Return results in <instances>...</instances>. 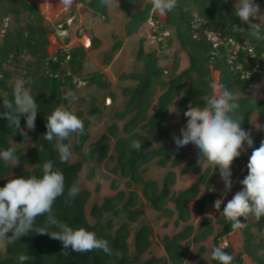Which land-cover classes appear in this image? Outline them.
I'll return each mask as SVG.
<instances>
[{
	"label": "trees",
	"instance_id": "trees-1",
	"mask_svg": "<svg viewBox=\"0 0 264 264\" xmlns=\"http://www.w3.org/2000/svg\"><path fill=\"white\" fill-rule=\"evenodd\" d=\"M84 1L91 12L105 18L107 10L106 7L101 6L100 0ZM138 1L121 0V10L127 17L126 37L134 36L150 19L157 18V15L151 13L152 3L135 11L134 7ZM229 2V0L227 2L178 0L177 7L162 17L164 26L174 29L177 40L178 49L175 50L172 64L165 68L160 66L163 58L158 56L156 49H147L145 38L140 39L135 54L139 68L118 77L122 82L134 83L121 88V93L127 100L123 109L116 111L113 116L116 121H123L122 127L112 123L98 139L91 141L92 122L83 118L82 111L75 112L84 121L85 127L84 135L77 137L73 134L71 137L75 138V144L71 147L72 155L75 152L78 159L61 163L56 142H48L43 138L46 132L45 117L57 106L67 107L69 101L62 99L63 91L65 88L77 89L72 81L73 77H78L93 90L89 93L92 95L89 98L92 103L89 109L90 120L101 121L102 111L97 106L98 99L95 92L99 91L105 95L110 83L104 71H94L86 75L82 73L86 58V51L82 46L71 48V59L66 68L70 76H67L64 70L59 77H56L60 64H51L53 75L47 76L46 63L49 56L46 52V36L49 29L42 11L29 0H0V21L4 18L11 20L10 29L0 41V112L5 111L3 101L13 99L12 79L18 69L23 71L22 77L28 82L26 87L30 88L39 105L34 130L27 129L23 116L20 119L21 128L27 132L28 140H25L19 130H15L6 118L0 116V150L15 147L16 155L20 160L19 166L13 168L5 166L0 160V187H3L8 180L20 176L41 177L43 163L53 160L54 167L62 171L65 177V193L57 198L53 206L56 218L74 229L83 227L95 232L98 238L107 240L112 249V255L102 250L87 253H75L70 250L65 252L62 243L49 235L29 233L14 243L6 244L4 252L0 248V264H20L18 260L20 254L31 257L25 264H188V262L219 264L212 259V248L221 246V242L228 235L237 231H231L230 222L224 217L217 219L216 214L214 219L206 214V211L214 205V201L221 199L220 193L209 190L214 188L217 180L221 179L219 170L212 172L202 163H196L198 159L196 154L187 159L185 146L177 148L174 156L169 147L151 149L147 134L156 132L162 142L174 141L173 135L180 136V129L175 134L165 128V125L172 120L171 107L177 101L179 121L182 125H186L187 118L183 113L187 111L190 103L194 106H204L202 98L211 93L209 82L214 80L215 71L219 72V82L228 87L240 105L231 115L235 119L242 120L241 127L244 130L250 132V121L254 115L264 119V99L256 97L254 103L252 96L241 95L244 90L252 86L253 82L241 80L239 75L230 71L221 58L211 62L209 45L203 40L192 39L189 22L193 14L189 8H195L197 15L213 30L221 29L238 41L248 40L256 51L260 52L263 46L262 40L250 36L246 31L248 25L234 15V9ZM231 23L239 25L245 31H231ZM99 43V39L93 38L92 49L97 48ZM172 44L173 39L170 38L169 48ZM121 48L122 40L116 41L114 46L104 53V64L109 65ZM180 52L188 56V65L183 69H180ZM58 57L60 62L65 60V54H60ZM25 58L29 60H24ZM115 98V93H108L109 102H113ZM71 138L64 143L70 144ZM251 138L253 145L248 147L249 157L264 140V126ZM132 139L143 141L141 151L138 152L131 147ZM29 144L30 146H27ZM157 158L156 165L161 168H166L169 163L173 169H176L183 163L180 174L186 176L191 173L197 176V180L182 190L174 189L177 173L173 170L165 175L161 185L154 180H145L143 174L146 169L142 167ZM244 159L241 154L231 166L233 183L238 171L247 165ZM87 167H90L87 178L100 176L108 180L110 188L116 194L106 197L101 203H90L92 192L81 189L78 196L66 204L68 189L73 183H77L79 174ZM245 172L248 174L247 167ZM222 187L225 188L223 181ZM98 190L99 187L95 191ZM144 205L166 218L168 222H173L177 229L172 234H164L161 238L163 255L151 254L154 236L151 225L142 224L132 232L131 225L140 221ZM194 213L199 217L196 226L190 224ZM44 220L45 217H39L35 226H43ZM215 223L221 228L215 229ZM244 223L245 227L240 229L243 236L242 250L234 256V249L229 244L225 251L233 256L232 264H243L244 257H248L253 264H264V255H258V252L264 249V217L260 220L249 217ZM168 225L166 223L165 227L167 228ZM210 237H213V245L208 251L204 243ZM192 246L197 248L193 259H191ZM146 256L149 257L145 258Z\"/></svg>",
	"mask_w": 264,
	"mask_h": 264
},
{
	"label": "clouds",
	"instance_id": "clouds-1",
	"mask_svg": "<svg viewBox=\"0 0 264 264\" xmlns=\"http://www.w3.org/2000/svg\"><path fill=\"white\" fill-rule=\"evenodd\" d=\"M118 2V0H117ZM227 2V0H225ZM65 7H70L74 0H60ZM113 0H100L101 6L108 7ZM178 4V0H152V12L165 15L172 12ZM234 15L244 24L248 25L246 31L256 40H264V31L261 29L260 20L264 18L260 5L255 0H238L234 5ZM258 21V22H253ZM231 31L241 32L245 29L234 23L230 24ZM25 79H16L13 87V99L4 100V117L19 130L20 134L28 140L27 132L21 128L20 119L26 120L28 130L35 129V121L39 112V105L31 94L30 88L26 87ZM260 85H253L259 89ZM211 93L202 98L204 106H188L183 114L187 118L186 126L180 129V136L173 135L177 148L193 144L198 149V164L203 162L212 172L219 170V175L224 183V195L231 191L233 186L231 166L235 159L239 158L246 142L252 147L251 133L241 127L242 120L233 118L240 105L236 102L234 94L228 87L218 81H210ZM256 103V94L251 97ZM62 99L69 104L77 101L76 94L69 90ZM46 132L44 140L55 141L56 149L61 163L68 162L72 157L71 145L64 143L73 134L77 137L84 135V121L73 110L64 105L57 106L51 114L45 117ZM261 129V125H256ZM142 142L139 139L131 140V147L136 151L142 150ZM17 149L9 147L0 150V160L5 166H19L20 160L16 155ZM248 174L239 181L242 190L236 192L226 203L220 214L230 222L231 231L245 227L240 218L248 220L255 217L260 220L264 217V140L260 146L252 151L246 165ZM43 175L37 177L31 175L27 178L20 176L7 181L0 187V248L8 243H14L21 237L35 233L49 235L52 239L60 241L65 252L87 253L93 250H102L112 255V249L107 240L98 238L95 232L83 227L73 228L67 223L58 220L53 206L58 197L65 193V177L59 169L54 167L53 160H48L42 165ZM214 191L215 189H209ZM81 191L77 183H73L67 191L68 199L65 203L74 200ZM223 199L214 201V208L219 212ZM39 217H45L44 224L36 227ZM55 229V230H52ZM227 245L212 248V259L219 264H232L233 256L225 251ZM264 255V249L258 252ZM29 255L20 254V264L30 260ZM188 262V261H186ZM189 264V262H188Z\"/></svg>",
	"mask_w": 264,
	"mask_h": 264
},
{
	"label": "rangeland",
	"instance_id": "rangeland-1",
	"mask_svg": "<svg viewBox=\"0 0 264 264\" xmlns=\"http://www.w3.org/2000/svg\"><path fill=\"white\" fill-rule=\"evenodd\" d=\"M229 1H230L229 5L231 6V8L234 9L235 2L238 3V0H229ZM151 2H152V0H139L135 4V7L136 8H144L147 4H149ZM39 9H40V11H42L41 7H39ZM189 9L192 11L193 15H197V11L195 10V8H189ZM162 17H164V15ZM95 18L96 19L94 21H92V25L90 26L93 31L89 30L87 32V34L88 35L94 34V36H96L98 38L103 37V35H106V37L108 35H110L111 31H109V30H110L112 24L115 25L117 23V20H118L116 14H111L108 22L102 21L101 15L96 14ZM115 21H116V23H115ZM253 22H257V21H253ZM259 22L264 23V18H262ZM123 23H125V21L124 22H122V21L118 22V26H119L118 30L119 31H121L122 25H124ZM143 27L146 29H145L144 33L141 34L140 32L141 31L143 32ZM84 34H85V32H84ZM121 35H122V33H121ZM147 35H148L147 24L141 27L139 34L135 35V37H131V38L130 37H123V35H122L123 47H124L125 39H128V41H127V45L124 47L125 50L123 51V54H122L123 58L121 57L120 58L121 60L119 61V63L121 64L120 65L121 67H119V65H116L114 68H111V70H110V72L112 74H110V75L108 73H107L108 75L106 74V78L108 79V81L110 83V88H109V90L106 91L105 95L99 91L95 92L96 98L98 99L97 100V106H99L100 110L102 111L101 121L95 122V121L90 120L89 109L91 108L92 103H91V100L89 98L92 95L91 94L89 95V93L93 91L92 89L88 88V86H86L85 88H81V89L77 88L74 90H71L69 88L64 89L63 94H65L66 92L71 90L78 97L77 101H75L71 104L68 103L67 107H69L74 112L82 111L83 118L92 122V127L90 128L91 141H95L96 139H98L99 136L106 131V127L112 123H117L120 127H122L123 121H116L113 118V116H114L116 111H120L124 107V104H125L127 99L122 95L121 88L125 87L127 84L125 82L118 80V76H120L119 73L123 69H126L127 72H131V71H136L137 68H139V65L137 64V62L135 60V54H136V50L138 49L140 39L145 38V45H146L147 49H156L157 50V48L155 46H153V44H151L147 40V38H146ZM119 37H121V36L119 35ZM172 37H173L172 38L173 44H172V47L170 48L169 52L173 56L175 53V50L178 49V45H177V42H176L177 40H176L174 33H173ZM104 39H105V37H104ZM114 40L112 42H114ZM109 41H110V39L108 38V41H106V42H109ZM111 47H113V46H111L110 44H106L105 51L110 50ZM123 47H122V49H123ZM89 54H90L89 60H88L89 62L85 66L84 73H86V74L92 73V72L97 71V70L98 71H104V69L107 68L106 66L104 67L103 64L101 63V56H102L101 53H99L98 51H91ZM162 56H164V55H162ZM162 56H161V58H162ZM179 58H180V69H183L185 66L188 65V56L186 55V53L180 52ZM24 60H29V58H25ZM163 60H166V57H163ZM163 63H164V61H162V63H160L161 64L160 66L163 67ZM213 77H214L215 81H218L219 72L215 71L213 74ZM18 78H22V75L19 72L14 74V79H12V82L15 83L16 79H18ZM114 78H116V81H114ZM253 85H260V87H259V89H254ZM110 92L116 94V98L113 102H109V100L107 99L108 93H110ZM254 92H255L257 98L264 99V82L252 83V86L248 90H244L241 93V95L242 96H248V95L253 96ZM176 106H177V101L171 107L172 120L170 123L165 125V128L173 131L175 134L178 133V131H179L178 129H181L182 127L186 126V125H182L180 123ZM256 125L257 126L261 125V129L264 126V119L258 117V115H254L250 121L251 137L256 135L261 130V129H257ZM147 138L150 142V148L151 149H157L159 147H169L173 151V156L176 155L177 146L175 144V141H163L162 142L159 140L156 132L151 133V134H147ZM74 144H75V138H71V140H70L71 147H73ZM88 145L89 144H87V146ZM27 146H30V144ZM185 147L187 149V159H190L195 154L198 156V149L195 148V146L193 144L189 143ZM244 148L246 150L242 152V156L245 158L244 161H246V163H248L249 153H248V146H247L246 142L244 144ZM77 159H78V155L74 152L72 157H71V161L73 162ZM157 160H158V158L155 159L154 161H152L151 163L142 167V169H146L144 174H143V177L145 178V180H154V181H157L161 185L164 178H165V175L171 170H173L177 173V181H176V185H175L174 189H181L182 190V189L192 185L197 180V176H194L191 173L186 175V176H182L180 174V169L183 167V163L180 164V166L177 167L176 169H173L171 167V164H169V163H168V166L166 168H161V167L156 165ZM196 163H198V159H197ZM201 163L203 164L204 167L206 166L203 162H201ZM97 168H98V170H100V167L97 166ZM245 169H246V167H243L238 171V175H237V177L233 183L232 189L226 195H224V188L222 187V180L219 179L214 183V189H215L214 191L221 194V199H223L224 203L221 205V211L218 212L214 208V205H213L212 207H210L206 211L207 215L213 217L214 219H216L215 218L216 214L218 215L217 219L223 217V215L220 214V212L223 211V208L226 205V203L228 202V200H230L236 192L242 190L243 186L239 183V181L243 180L247 176ZM89 170H90V167H87L86 169H84L79 174V179L77 181V184L80 187V189H86V190H89L92 192V198L90 200V203H94V202L101 203L106 197H109V196L116 194V192L110 188V183L108 180L102 179L100 176H96L93 179L87 178V173L89 172ZM97 187H99V190L96 192L95 190ZM198 221H199V217L194 213V215L191 218L190 224L196 226ZM166 223L169 224L167 228L165 227ZM172 223L173 222H171V221L168 222V220L166 218L162 217L161 215L157 214L155 211L151 210L149 208V206L144 205L143 206V215H142L140 221L138 223L132 224L131 228H132V232H134L142 224L151 225L154 229V236L152 238L153 243H152V248H151V254L160 256V255L164 254V251H163V248L161 247V242H160L161 238L163 237L164 234H172L174 231L177 230ZM214 225H215V229L221 228V226L216 224V223ZM212 239H213V237H210L204 243L206 248L208 249V251L212 248V245H213ZM242 239H243V236L241 234L240 229L231 233L230 235H228L227 238L224 239L225 241H227L228 244H230L233 247L234 256L239 254V252L242 250V245H243ZM129 242H130V245H132V240H130ZM1 250H2V252H4V247L1 248ZM196 251H197V248L195 246L194 247L192 246V250H191V257L192 258L191 259H193ZM208 255H209V253L206 254V256H208ZM148 257L149 256H146L145 258H148ZM243 264H253V263L251 262L250 259H248V257H244Z\"/></svg>",
	"mask_w": 264,
	"mask_h": 264
},
{
	"label": "built area",
	"instance_id": "built-area-1",
	"mask_svg": "<svg viewBox=\"0 0 264 264\" xmlns=\"http://www.w3.org/2000/svg\"><path fill=\"white\" fill-rule=\"evenodd\" d=\"M255 2L260 5L261 12L264 13V0H255ZM85 8L86 4L84 0H74L73 10L69 13V16L66 19L58 21L56 24L50 25L51 29L49 32H54L60 40V46L58 51L48 58V62L46 63L48 68L46 71L47 76L51 77L53 75V71L50 69L51 64H60L56 77H59L60 73L64 70L67 72L66 75L70 76V72L66 68L71 59V45L79 43L81 37L84 35L85 28L81 22V14ZM151 13L152 15H157V18L148 21V35L146 38L157 48V54L160 58L162 55H164L162 58L166 57V60H163V67L165 68L173 62V56L169 52V40L173 38L174 29L164 26L162 15L153 13L152 11ZM189 24L192 39L195 41L203 40L209 45L211 49V62L217 58H221L225 61L230 71L239 75L241 80L252 81L253 83L264 82V40H262L263 46L261 51L257 52L256 48L248 40L238 41L228 36L221 29L213 30L198 15H192ZM260 24L262 31H264V23L260 22ZM10 27V18H4L0 21V41L4 39ZM70 36L73 37L72 40L69 39ZM60 54H65L63 62L59 61L58 55ZM18 72L23 76L21 69H18ZM72 82L78 89L87 86V83L78 77H73ZM245 221L241 217V222L244 223ZM224 245L228 247L229 244L223 240L221 247Z\"/></svg>",
	"mask_w": 264,
	"mask_h": 264
},
{
	"label": "crops",
	"instance_id": "crops-1",
	"mask_svg": "<svg viewBox=\"0 0 264 264\" xmlns=\"http://www.w3.org/2000/svg\"><path fill=\"white\" fill-rule=\"evenodd\" d=\"M29 2L30 3H34L37 6L42 8V14L44 15L45 22H46L49 30L51 29L50 28L51 24H56L58 21L66 19L69 16V13L73 10V4L70 7H65V6H63L60 3V0H29ZM134 9H135V11H139V10H141L143 8L134 7ZM106 10H107V14H106L105 18L101 17L102 21L108 22V20L110 18V15L111 14H116L117 15V19L118 20L120 19L119 21H122V22L125 21V23H123L124 25H122L121 31H119L118 30V28H119L118 22L119 21L117 20V23L115 21L116 24L115 25L112 24V26H111V28L109 30V31H111V34L108 35L107 37H106V35H103V37H101V38H98V37L94 36V34H92V35H88L87 34V32L89 30L93 31L90 26L92 25V21H94L96 19L95 18L96 14L94 12H91L88 7H86L85 10H83V12L81 14V22L84 25L85 34L83 35V37H81V40H80L79 43H73L71 45V47L82 46L85 49V51H86V58H85V61H84V64H83V69H82V73L84 75H86V73H84V69H85L86 64L89 62L88 61L89 60V55H90L89 53L91 51H98L99 53L102 54L101 63L103 64L104 67L105 66L107 67L106 69H104V72H106V74L107 73L109 75L112 74L110 72V70H111V68H114L116 65H119V67H121L120 66L121 64L119 63V61L121 60L120 59L121 57L123 58L122 54H123V51L125 50L124 47L127 45L128 39H125L124 47L122 45L123 49L122 48L120 49V51L114 56L113 60L110 62L109 65L104 64L103 55H104V53L109 51V50L105 51L106 44H110L111 46H114L116 41L122 40L123 37H126L125 25L127 23V17L124 14V12L121 10V0H118V2H117V0H113V3L110 6L106 7ZM145 29L146 28L143 27V32L141 31L140 33L143 34ZM121 33H122L123 37H122ZM137 34H139V32ZM137 34H135V35H137ZM119 35L121 37H119ZM135 35L132 36V37H135ZM104 37H105V39H104ZM72 38H73L72 36L69 37L70 40H72ZM93 38H97L100 41V43L98 44V47L95 48V49H92V47H91V40ZM108 38L110 39V41L106 42V41H108ZM69 39H67V40H69ZM46 40H47L46 52H47L48 56H51V55H53L54 53H56L58 51L59 46H60V40L57 38V36L54 34V32H48V34L46 36ZM113 40H114V42H112ZM125 72H127L126 69H123L119 73V75H121V74H123ZM87 74H89V73H87ZM114 81H116V78H114ZM218 82H219V79H218ZM125 83L127 84L126 86L134 85V83L133 82L131 83L130 81L125 82Z\"/></svg>",
	"mask_w": 264,
	"mask_h": 264
}]
</instances>
